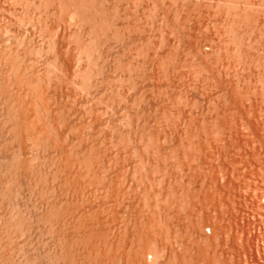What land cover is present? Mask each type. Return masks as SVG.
<instances>
[{
    "label": "rangeland",
    "instance_id": "rangeland-1",
    "mask_svg": "<svg viewBox=\"0 0 264 264\" xmlns=\"http://www.w3.org/2000/svg\"><path fill=\"white\" fill-rule=\"evenodd\" d=\"M0 42V123L23 105L37 125L22 142L0 132L1 182L6 163L35 159L1 197L0 224L34 213L9 241L0 231L1 261L12 248L16 264H51L41 211L55 201L120 235L122 259L103 264H264V0H0Z\"/></svg>",
    "mask_w": 264,
    "mask_h": 264
},
{
    "label": "bare ground",
    "instance_id": "bare-ground-1",
    "mask_svg": "<svg viewBox=\"0 0 264 264\" xmlns=\"http://www.w3.org/2000/svg\"><path fill=\"white\" fill-rule=\"evenodd\" d=\"M12 1V0H11ZM41 1V0H40ZM20 2V1H19ZM12 6V5H11ZM47 7V6H46ZM93 9V8H92ZM75 10H77V9H75ZM75 10L73 9L71 12L72 13H75ZM96 10V9H95ZM169 10V9H168ZM86 11V10H85ZM100 11V10H99ZM182 11H183V9H182ZM84 12V11H83ZM93 12H94V10H93ZM25 13V12H24ZM87 13V12H86ZM96 13H97V11H96ZM99 13V12H98ZM79 14H81V13H78V15ZM95 14V13H94ZM75 15V14H74ZM80 16V15H79ZM82 16H85V15H82ZM81 16V17H82ZM80 17V18H81ZM86 17V16H85ZM87 17H88V15H87ZM91 17V16H90ZM84 18V17H83ZM92 18V17H91ZM96 18V17H95ZM99 18V17H98ZM86 20H90V18L88 19H86ZM91 20H94V19H91ZM230 20V19H229ZM91 22H93V21H91ZM99 22V21H98ZM98 24V23H97ZM95 26H97V25H95ZM256 26V25H255ZM72 27H73V25H72ZM230 27V26H229ZM101 29V28H100ZM7 30V29H6ZM162 30V29H161ZM18 32V31H17ZM69 32V31H68ZM113 35V34H112ZM243 35V34H242ZM171 36V35H170ZM51 42V41H50ZM98 42V41H97ZM1 43V42H0ZM244 44V43H243ZM4 46H6V45H4ZM92 46H94V45H92ZM8 47V46H7ZM97 47H98V45H97ZM97 47H96V49H97ZM163 48V47H162ZM20 49V48H19ZM248 49V48H247ZM264 49V48H263ZM179 50V49H178ZM236 51V50H235ZM8 52V51H7ZM25 52V51H24ZM99 52V51H98ZM2 54V53H1ZM53 54V53H52ZM4 55V54H3ZM6 56V55H5ZM1 57H3V56H1ZM4 58V57H3ZM20 58V57H19ZM1 60V59H0ZM85 60V59H84ZM96 61V60H95ZM210 61V60H209ZM19 62V61H18ZM118 62V61H117ZM2 63H3V60H2ZM105 64V63H104ZM1 65H3V64H1ZM61 65V64H60ZM10 66V65H9ZM64 66V65H63ZM129 67V66H128ZM1 68V67H0ZM200 68V67H199ZM198 68V69H199ZM217 68V67H216ZM3 69H4V67H3ZM2 69V70H3ZM10 69V68H9ZM101 69V68H100ZM1 70V69H0ZM7 70V69H6ZM2 72V71H1ZM11 72V71H10ZM9 72V70H8V73H10ZM16 72V71H15ZM20 72V71H19ZM85 72V71H84ZM3 73H5V71L3 72ZM1 74V73H0ZM82 74V73H81ZM7 75V74H6ZM19 75V74H18ZM22 75V74H21ZM20 75V76H21ZM2 76V75H1ZM0 76V77H1ZM35 76V75H34ZM50 76V75H49ZM3 77V76H2ZM4 78V77H3ZM6 78V77H5ZM226 78V77H225ZM14 79V78H13ZM12 79V80H13ZM198 79V78H197ZM8 80H10L9 79V77H8ZM17 80V79H16ZM1 81V80H0ZM5 81V80H4ZM7 81V80H6ZM5 81V82H6ZM21 81V80H20ZM14 82H17V81H14ZM171 82V81H170ZM42 83V82H41ZM6 84V83H5ZM7 84H8V81H7ZM10 84V83H9ZM20 84V83H19ZM96 84V83H95ZM100 84V83H99ZM18 85V84H17ZM17 85H15V86H17ZM225 85V84H224ZM29 87V86H28ZM67 87V86H66ZM229 87V86H228ZM12 88V87H11ZM3 89V88H2ZM10 89V88H9ZM134 90V89H133ZM28 92V91H27ZM37 94H39V93H37ZM41 94H42V92H41ZM5 95V94H4ZM29 95H31V94H29ZM9 96V95H8ZM12 96V95H11ZM17 96V95H16ZM42 96V95H41ZM1 97V96H0ZM10 97V96H9ZM13 97V96H12ZM16 98V97H15ZM24 98V97H23ZM31 98V97H30ZM42 98V97H41ZM57 98V97H56ZM77 98V97H76ZM157 98V97H156ZM13 99H14V97H13ZM164 99V98H163ZM9 100H11V99H9ZM41 100V99H40ZM226 100V99H225ZM12 101V100H11ZM60 101V100H59ZM108 101V100H107ZM134 101V100H133ZM1 102V101H0ZM3 102H4V100H3ZM23 102V104H24V106H29V104L27 105V103L25 102V101H22ZM25 102V103H24ZM31 102V101H30ZM127 102V101H126ZM17 103V102H16ZM26 104V105H25ZM31 104V103H30ZM48 104V103H47ZM22 105V104H21ZM20 105V106H21ZM10 106H11V104H10ZM9 106V107H10ZM14 106L15 105H13V108H12V110H14ZM35 106V105H34ZM217 106V105H216ZM6 107H7V105H6ZM16 107V106H15ZM22 107H23V105H22ZM21 107V108H22ZM42 107V106H41ZM5 108V107H4ZM16 108H19V109H16ZM15 109V113H13L12 115H10V116H5L4 118H7L6 120L4 119V120H2L3 118H2V116H1V120L3 121V123L1 124V126L3 125V127H4V125L6 126V128L4 127V129L5 130H3L2 128V130H3V132L2 131H0L4 136H6L7 135V133H9L10 134V136L9 137H11V138H13V139H15L16 141H15V143L16 142H18V141H20V142H22V140L23 139H25L24 137H26V139H28L27 137H29V130H31L32 128L29 126L30 125V123H32L31 122V118H29V119H27V116H26V114H27V110L25 111V109H26V107H24V108H20L19 106L18 107H16ZM9 109V108H8ZM35 109V108H34ZM40 109V108H39ZM215 109V108H214ZM38 110V109H37ZM46 110V109H45ZM48 110V109H47ZM46 110V111H47ZM50 110V109H49ZM63 110V109H62ZM61 110V111H62ZM146 110V109H145ZM237 110V109H236ZM5 111V110H4ZM11 111V110H10ZM33 111H35V110H33ZM40 111H41V109H40ZM225 111V110H224ZM8 112V114H10L11 112H13V111H11V112H9V110L7 111ZM236 112V111H235ZM35 113V112H34ZM101 113V112H100ZM2 114V113H1ZM38 114V113H37ZM182 114V113H181ZM47 115V114H46ZM115 115V114H114ZM178 115V114H177ZM211 115V114H210ZM226 115V114H225ZM36 117L37 115H33V117ZM32 117V116H31ZM38 117V116H37ZM42 117V116H41ZM37 118L38 120H39V122L41 121L40 119H42V118ZM46 117V116H45ZM145 117V116H144ZM190 118V117H189ZM31 119V120H30ZM34 120H36L35 118H33ZM54 119V118H53ZM151 119V118H150ZM176 119V118H175ZM236 119V118H235ZM27 120H30L29 122V124L27 123L28 121ZM44 120H46V119H44ZM52 120V119H51ZM50 120V121H51ZM65 120V119H64ZM33 121V120H32ZM47 121V120H46ZM45 121V122H46ZM160 121V120H159ZM1 122V121H0ZM38 121H37V124L39 123ZM41 122H43V121H41ZM40 122V123H41ZM45 122H44V124H45ZM48 122V121H47ZM40 123L38 124L39 126H40ZM55 123V122H54ZM58 123V122H57ZM33 126H37V125H34V124H36V121H35V123H34V121H33ZM32 124H31V126H32ZM49 124V123H48ZM47 124V125H48ZM62 124V123H61ZM46 125V124H45ZM157 125V124H156ZM42 126V130H43V125H41ZM40 126V127H41ZM49 126V125H48ZM47 126V127H48ZM128 126V125H127ZM132 126V125H131ZM138 126V125H137ZM39 127V128H40ZM30 128V129H29ZM34 128V127H33ZM37 128V127H36ZM37 129V132H38V130H40V129ZM54 129V128H53ZM236 129V128H235ZM251 129V128H250ZM45 130V129H44ZM7 133H6V132ZM32 131V130H31ZM33 131H35V130H33ZM33 131H32V133H33ZM52 131V130H51ZM35 133L36 135L37 134H39V133ZM40 132V131H39ZM178 132V131H177ZM6 133V134H5ZM32 133H30V136L32 135V137L35 135H33ZM51 133V132H50ZM229 133V132H228ZM2 134H0V138L3 140L4 139V136H2ZM47 134H49V132L47 133ZM57 134V133H56ZM55 134V135H56ZM44 135V134H43ZM49 136V135H48ZM51 136V135H50ZM101 136V135H100ZM144 136V135H143ZM160 136V135H159ZM3 137V138H2ZM8 137V136H7ZM8 137V138H9ZM52 137V136H51ZM8 138H7V140H8ZM11 138H9V139H11ZM31 138V137H30ZM36 138V137H35ZM34 138V139H35ZM37 138H39V137H37ZM42 138V137H41ZM44 138H46V137H44ZM43 138V139H44ZM54 138V137H53ZM13 139H11V140H13ZM40 139V138H39ZM39 139H37V140H39ZM47 139V138H46ZM49 139H50V137H49ZM52 139V138H51ZM150 139V138H149ZM207 139V138H206ZM18 140V141H17ZM29 140V139H28ZM36 140V141H37ZM27 141V140H26ZM31 141V140H30ZM35 141V140H34ZM33 141V142H34ZM41 141V140H40ZM43 141V140H42ZM52 141H53V139H52ZM159 141V140H158ZM163 141V140H162ZM2 142H4V140L2 141ZM2 142H0V143H2ZM188 142V141H187ZM7 143H8V141H7ZM12 143H14V142H12ZM23 143H24V141H23ZM46 143V142H45ZM49 143V142H48ZM57 143V142H56ZM68 143V142H67ZM3 145H4V143H2ZM2 144H0V145H2ZM18 144H20V143H18ZM26 144V143H25ZM37 144V143H36ZM43 144V143H42ZM63 144V143H62ZM8 145V144H7ZM17 145V144H16ZM49 145H51V144H49ZM67 145V144H66ZM158 145V144H157ZM11 146V145H10ZM46 146V145H45ZM56 146H57V144H56ZM2 146H0V148H1ZM5 148H7V146L5 145L4 146ZM20 147V146H19ZM25 147V146H24ZM49 147V146H48ZM47 147V148H48ZM55 147V146H54ZM58 147V146H57ZM157 147V146H156ZM15 148V147H14ZM21 148V147H20ZM37 148V147H36ZM40 148V147H39ZM65 148V147H64ZM68 148V147H67ZM140 148V147H139ZM4 149V148H3ZM10 149H13V148H10ZM9 149V150H10ZM25 149V148H24ZM45 149V148H44ZM51 149V148H50ZM49 149V150H50ZM58 149H59V147H58ZM57 149V150H58ZM184 149V148H183ZM18 150H20V149H18ZM17 150V151H18ZM22 150V149H21ZM47 150V149H46ZM65 150H67V149H65ZM165 150V149H164ZM224 150V149H223ZM0 151H2V150H0ZM5 151V150H4ZM3 151V152H4ZM53 151V150H52ZM55 151V150H54ZM86 151V150H85ZM91 151H93V150H91ZM91 151H90V153L89 154H91ZM107 151V150H106ZM146 151V150H145ZM179 151V150H178ZM39 152V151H38ZM76 152V151H75ZM5 153V152H4ZM56 154H57V152H55ZM61 153H62V151H61ZM155 153V152H154ZM20 154V153H19ZM27 154V153H26ZM60 154V153H59ZM58 154V155H59ZM66 154V153H65ZM76 154V153H75ZM88 154V155H89ZM106 154V153H105ZM135 154V153H134ZM177 154V153H176ZM8 155V154H7ZM15 155V154H14ZM24 155V154H23ZM40 155V154H39ZM64 155V154H63ZM2 156V155H1ZM6 156V155H5ZM10 156L11 155H9V158H10ZM13 156V155H12ZM11 156V157H12ZM16 156V155H15ZM17 156H19V155H17ZM30 156H31V154H30ZM29 155H28V157L26 156V157H24L23 158V160H22V158H21V160L23 161V163H24V165L22 166V164H20V166L19 165H17V164H19V162H18V159L16 160L14 157H12L13 159L12 160H16L17 162H15V163H12L13 161L11 160V165H10V159L8 160L7 158V160L9 161V163H6V164H9V166L8 165H4V168L6 167V169L8 170H6L5 169V172L7 171V172H9L8 174H10V172L11 173H13L12 174V177H10V178H8L7 180H5V179H3V182H1V180L2 179H0V182H1V184H0V186L2 185V187H0V200L1 201H3L4 199H5V197L7 198L8 197V195L9 194H11L10 192H12V193H15L14 191H17L18 189H16L17 187H19V184H21L20 182V179L21 180H23L21 177H20V179H19V177H15L14 178V176L19 172V167L20 168H24V166H25V170H26V167H27V170H28V168L29 169H31L30 168V166H31V161L34 159V158H32V157H30ZM61 156V155H60ZM69 156H71V155H69ZM134 156V155H133ZM8 157V156H7ZM20 157V156H19ZM38 157V156H37ZM67 157V156H66ZM74 157H75V155H74ZM84 157H87V156H84ZM84 157H83V160H84ZM89 157V156H88ZM96 157V156H95ZM116 157V156H115ZM59 158V157H58ZM61 158V157H60ZM100 158V157H99ZM140 158V157H139ZM153 158V157H152ZM42 159V158H41ZM65 159V158H64ZM68 159V158H67ZM72 159V158H71ZM71 159H69V164H70V160ZM80 160H81V158H79ZM78 159V160H79ZM87 159V158H86ZM89 159V158H88ZM87 159V160H88ZM91 159V158H90ZM96 159V158H95ZM14 160V161H15ZM21 160H19V161H21ZM35 160V159H34ZM61 160V159H60ZM66 160V159H65ZM79 160V161H80ZM83 160H81V161H83ZM86 160V161H87ZM103 160V159H102ZM7 161V162H8ZM21 161V162H22ZM52 161H53V159H52ZM55 161V160H54ZM57 161V160H56ZM55 161V162H56ZM59 161V160H58ZM73 161H75V160H73ZM91 161V160H90ZM93 161V160H92ZM90 162V163H93V162ZM95 161V160H94ZM97 161V160H96ZM20 162V163H21ZM50 162V161H49ZM72 162V161H71ZM17 163V164H16ZM51 163V162H50ZM63 163H64V160H63ZM73 163V162H72ZM76 163V162H75ZM75 163H74V165H75ZM79 163V162H78ZM77 163V164H78ZM87 165H88V163L87 162H85ZM84 163V164H85ZM89 163V164H90ZM35 164V163H34ZM33 164V165H34ZM61 164V163H60ZM67 164V163H66ZM68 164V165H69ZM83 164V163H82ZM185 164V163H184ZM48 165V164H47ZM67 165V166H68ZM74 165H72V166H74ZM87 165H85V166H87ZM116 165V164H115ZM7 166H8V168H7ZM22 166V167H21ZM42 166V165H41ZM55 166H57V165H55ZM62 166V165H61ZM71 166V165H70ZM71 166V167H72ZM81 166V165H80ZM84 166V167H85ZM35 167H37V166H35ZM40 167V166H39ZM83 167V168H84ZM160 167V166H159ZM3 168V167H2ZM73 168H75V167H73ZM78 168V167H77ZM85 168H87V167H85ZM90 168V167H89ZM89 168H88V170H89ZM33 169V168H32ZM35 169V168H34ZM40 169L42 170V168L40 167ZM64 168L62 167V168H60L59 167V171L60 170H62L63 171V173L64 172H66L65 174L66 175H63V177H64V179L63 180H65L66 179V183L68 184L69 183V185L70 184H75L76 182L74 181V180H76L75 179V174H74V176H72L73 175V172L72 173H70L71 172V168L70 169H68V170H70V171H68V170H66V169H64ZM94 169V168H93ZM96 169H98V168H96ZM95 169V173H97V172H99V169H100V166H99V169H98V171ZM179 169V168H178ZM2 169L0 168V173H2V171L4 170H2ZM21 170V169H20ZM24 170V169H23ZM37 170V171H36ZM48 170V169H47ZM78 170V169H77ZM76 170V173H79L78 171ZM86 170V169H85ZM92 170V169H91ZM208 170V169H207ZM235 170V169H234ZM29 171V170H28ZM32 171V170H31ZM33 171H36V172H38V173H41V171L40 170H38V169H35V170H33ZM55 171V170H54ZM57 171V170H56ZM58 171V172H59ZM75 171V170H74ZM83 171V170H82ZM93 171V170H92ZM102 171V170H101ZM4 172V171H3ZM24 172V171H23ZM27 172V171H26ZM51 172V171H50ZM85 172V171H84ZM83 172V173H84ZM141 172V171H140ZM57 173V172H56ZM60 173V172H59ZM62 173V174H63ZM75 173V172H74ZM100 173V172H99ZM3 175H4V173H2ZM8 174L6 175V176H8ZM23 174L24 173H22V176H23ZM27 174H28V172H27ZM70 174H71V177H70ZM81 174V173H80ZM87 174V173H86ZM200 174V173H199ZM20 175V174H19ZM18 175V176H19ZM50 175V174H49ZM53 174L51 173V176H52ZM57 175V174H56ZM92 175H94L93 174V172H92ZM96 175H98V174H96ZM205 175V174H204ZM10 176V175H9ZM8 176V177H9ZM35 176V175H34ZM58 176V175H57ZM61 176V175H60ZM77 176V175H76ZM28 177V176H27ZM26 177V178H27ZM31 177H32V175H31ZM49 177V176H48ZM73 177H74V180H73ZM97 177V176H96ZM72 178V179H71ZM105 178V177H104ZM108 178V177H107ZM29 179H30V177H29ZM59 179V178H58ZM57 179V180H58ZM78 179V178H77ZM127 179V178H126ZM25 180V179H24ZM40 180V179H39ZM56 180V181H57ZM68 180V181H67ZM72 180L74 181V182H72ZM98 180V179H97ZM30 181V180H29ZM52 181V180H51ZM60 181H61V179H60ZM53 182V181H52ZM55 182V181H54ZM100 182V181H99ZM180 182V181H179ZM10 183V184H9ZM40 183V182H39ZM61 184H62V182H60ZM60 183H59V185H60ZM63 183H65V181L63 182ZM103 183V182H102ZM8 184V185H7ZM31 184V183H30ZM45 184V183H44ZM54 184V183H53ZM66 184V185H67ZM77 184V183H76ZM75 184V185H76ZM10 185V188L8 187ZM48 185V184H47ZM57 185V184H56ZM63 185V184H62ZM62 185H60V186H62ZM130 185V184H129ZM204 185V184H203ZM4 186V187H3ZM21 187V186H20ZM20 187H19V189H20ZM36 187V186H35ZM42 187V186H41ZM48 187V186H47ZM66 187V186H65ZM74 187V186H73ZM75 187H77V185L75 186ZM73 188V189H76V188ZM81 187V186H80ZM139 187V186H138ZM193 187V186H192ZM8 188H9V190H8ZM38 188V187H37ZM58 188V187H57ZM60 188V187H59ZM72 188V187H71ZM28 189V188H27ZM45 189V188H44ZM49 189V188H48ZM83 189V188H82ZM81 189V190H82ZM10 191L9 192V194H8V191ZM59 190V189H58ZM119 190V189H118ZM196 190V189H195ZM211 190V189H210ZM7 191V192H6ZM39 191V190H38ZM74 191V190H73ZM83 191V190H82ZM183 191V190H182ZM212 191V190H211ZM220 191V190H219ZM5 192H6V194H7V196H4L5 195ZM19 192V190L15 193V194H17ZM57 192V191H56ZM61 192H62V190H61ZM66 192V191H65ZM68 192V191H67ZM78 192H80V191H78ZM128 192V191H127ZM25 193V192H24ZM35 193V192H34ZM54 193V192H53ZM30 194V193H29ZM51 194V193H50ZM111 194V193H110ZM114 194V193H113ZM124 194V193H123ZM24 195H26V194H24ZM55 195V194H54ZM63 195V194H62ZM67 195V194H66ZM15 195H13V197H14ZM71 196V195H70ZM77 196V195H76ZM1 197H2V199H1ZM4 197V198H3ZM19 197V196H18ZM22 197V196H21ZM82 197V196H81ZM80 197V198H81ZM43 198V197H42ZM46 198V197H45ZM54 198V197H53ZM53 198H52V200H53ZM61 198V197H60ZM220 198V197H219ZM24 199V198H23ZM77 199V198H76ZM82 199V198H81ZM7 200V199H6ZM5 200V201H6ZM38 200V199H37ZM62 200V199H61ZM75 200V199H74ZM188 200V199H187ZM0 201V203H2ZM5 201H3V203L5 202ZM9 202L10 201H12L11 199L10 200H8ZM7 201V202H8ZM94 201V200H93ZM152 201V200H151ZM9 202H8V204H9ZM22 202V201H21ZM77 202V201H76ZM85 202V201H84ZM95 202V201H94ZM107 202V201H106ZM189 202H192V201H189ZM188 202V203H189ZM200 202V201H199ZM38 203V202H37ZM41 203V202H40ZM51 203V202H50ZM50 203H49V205H50ZM54 203H55V205H57V202H55L54 201ZM54 203L52 204V205H50L49 207H46V206H43V207H45V209L43 210V211H41V212H48V214L50 213L51 214V216H53L54 217V219H53V217H51L50 215L48 216V214H46V215H44V217L45 218H41V219H45V221H46V219L47 218H49V217H51L52 219H53V221H55V222H53L52 220H51V222L49 221V223H50V228L52 227V226H54L53 227V229L55 228V226H56V228H55V231H53V232H55V238L54 239H56L57 241L55 242V243H57V248L56 249H54V252L52 251V249H51V251H50V253L52 254V252H53V254H52V257H51V255H49L50 257V259L51 260H49L48 259V257H47V259L50 261L49 263H51V264H103V262H105L107 259H109V260H111L112 261V259H113V261H115L114 259H118V255H120V257H121V254H118V251L120 250L119 248H118V243H119V240H121L122 241V239H118L119 237H118V235L119 234H117V238L114 236L115 235V232H113L114 233V235H113V237H112V240L113 239H115V242H113V241H111V239H109L110 238V236H109V238H108V236H107V228H105V226H104V223L102 222V218H100V216H91V214H90V210H92V208L91 209H87L86 210V208L84 209V211H81L82 209H80V206H79V204H78V206H76L77 208H74L75 207V205H73V210H71V208H69V206H67L66 208H63V209H56L54 206ZM90 203V202H89ZM5 205H6V203H4ZM13 204V203H12ZM16 204V203H15ZM59 204V203H58ZM73 204V203H72ZM124 204V203H123ZM191 204V203H190ZM10 205V204H9ZM35 205V204H34ZM70 205H71V203H70ZM88 205V204H87ZM96 205V204H95ZM108 205V204H107ZM11 206V205H10ZM15 206V205H14ZM82 206H85V205H82ZM92 206V205H91ZM111 206V205H110ZM124 206V205H123ZM9 207V206H8ZM17 207V206H16ZM86 207V206H85ZM6 208H7V206H6ZM15 208V207H14ZM21 208V207H20ZM19 208V209H20ZM82 208V207H81ZM94 208V207H93ZM120 208V207H119ZM160 208V207H159ZM4 209V208H3ZM8 209H10V208H8ZM12 209V210H11ZM10 210L13 212V207L11 208ZM43 209V208H42ZM96 209V208H95ZM126 209V208H125ZM7 210V209H6ZM9 210V212L11 213V211ZM14 210H17V209H14ZM33 210H35L34 208H33ZM39 210V209H38ZM103 210V209H102ZM8 211V210H7ZM18 212H19V210H17ZM16 211V212H17ZM22 211V210H21ZM111 211V210H110ZM124 211V210H123ZM127 211V210H126ZM1 212V211H0ZM15 212V211H14ZM18 212L17 213H11V214H9V213H6V214H9V217H7L6 216V214H5V223L3 224V222H2V224H0V231H2V232H5L6 233V237L8 236L9 238H7L6 239V241L9 239H11V236L13 237V234L14 235H16V234H18L19 232H23L22 230H24L23 228H25V226H27L26 224H29V227H30V222L29 221H31V220H29L30 219V217H32L33 215H34V213L33 214H31V213H29V215L27 214V216L29 217H24V214L22 213V212H20V213H22L21 215L24 217V218H26L27 220H29L28 222H27V220L26 219H24L22 216V218L18 215ZM23 212H24V210H23ZM92 212H94V211H92ZM2 213V212H1ZM26 213H27V211H26ZM36 213V212H35ZM121 213V212H120ZM38 214H39V212H38ZM37 214V216L36 217H38L39 215ZM43 214V213H42ZM53 214V215H52ZM90 214V215H89ZM173 214V213H172ZM40 215H41V213H40ZM119 215V214H118ZM144 215V214H143ZM41 216H43V215H41ZM69 216V217H68ZM91 216V217H90ZM249 216V215H248ZM34 217V216H33ZM47 217V218H46ZM6 218H8V219H6ZM39 218V217H38ZM116 218V217H115ZM146 218V217H145ZM172 218V217H171ZM175 218V217H174ZM34 219V218H33ZM117 219V218H116ZM131 219V218H130ZM35 220V219H34ZM124 220V219H123ZM113 221V220H112ZM36 222V221H35ZM34 222V223H35ZM38 222V221H37ZM47 222V221H46ZM56 223L55 225L53 224H51V223ZM130 222V221H129ZM209 222V221H208ZM48 223V224H49ZM143 223H144V221H143ZM48 224H47V226H48ZM204 224V223H203ZM249 224V223H248ZM248 224H247V226H248ZM33 225V224H32ZM52 225V226H51ZM109 226V225H108ZM122 226V225H121ZM126 226V225H125ZM64 227H67V230H66V228H65V230H64ZM107 227V226H106ZM119 227V226H118ZM34 227H32V229H33ZM48 228V227H47ZM121 228V227H120ZM28 228L26 227V229H25V232H26V230H27ZM52 229V230H53ZM129 229V228H128ZM140 229V228H139ZM190 229V228H189ZM29 230V229H28ZM51 229L49 230V231H52ZM119 230V229H118ZM117 230V231H118ZM132 230V229H131ZM138 230V229H137ZM143 230V229H142ZM116 231V233H118ZM24 232V233H25ZM47 232V231H46ZM120 232V231H119ZM135 232V231H134ZM133 232V233H134ZM139 232V231H138ZM30 233V232H29ZM52 233V232H51ZM50 233V234H51ZM128 233V232H127ZM130 233V232H129ZM129 233H128V235H129ZM3 234V233H2ZM109 234V233H108ZM126 234V233H125ZM135 234V233H134ZM111 235H112V233H111ZM137 235V234H136ZM1 236V235H0ZM120 236V235H119ZM121 236H123V235H121ZM125 236H127V235H125ZM139 236V235H138ZM115 237V238H114ZM140 237V236H139ZM138 237V238H139ZM2 238H4V236H1V238L0 239H2ZM29 238V237H28ZM122 238V237H121ZM131 238V237H130ZM130 238H129V240H130ZM136 238H137V236H136ZM183 238V237H182ZM51 239H52V236H51ZM126 239V238H125ZM124 239V240H125ZM128 239V238H127ZM127 239H126V241H127ZM8 240V241H9ZM16 240V239H15ZM22 240V239H21ZM123 240V241H124ZM133 240V239H132ZM132 240H130V241H127L128 242V244H127V247L128 248H130L131 247V249H133V248H135L134 246H136V245H134V246H132L135 242H133ZM135 240V239H134ZM175 240V239H174ZM2 240H0V242H1ZM50 241V240H49ZM120 241V242H121ZM131 241H132V245H130V243H131ZM152 241V240H151ZM5 242V241H4ZM12 242H13V240H12ZM127 242H121L120 243V245H124V243L126 244ZM130 242V243H129ZM162 242V241H161ZM48 243V242H47ZM123 243V244H122ZM136 243H137V241H136ZM19 244V243H18ZM23 244V243H22ZM138 244V243H137ZM0 245H2V243H0ZM3 245H5V244H3ZM10 245H11V243H10ZM15 245V244H14ZM112 245L114 246V248L112 247ZM128 245H130V246H128ZM16 246V245H15ZM18 246V245H17ZM16 246V248H18ZM26 246V245H25ZM48 246V245H47ZM55 246V245H54ZM9 246H7V248H8ZM13 247V246H12ZM31 246H29V248H30ZM125 245H124V250L126 251L127 249H125ZM137 247V246H136ZM140 247V246H139ZM176 247V246H175ZM2 248L3 247H1L0 248V251H2ZM53 248H55V247H53ZM112 248L114 249V250H112ZM118 250H117V249ZM120 248H122V247H120ZM4 249V248H3ZM10 249V248H9ZM12 249V248H11ZM10 249V251L9 250H7L8 252H10V254L9 253H5L6 254V256H5V254H4V256L6 257V258H3V261H1L0 262V264H16V262H15V257H13V255H11V253H13V251ZM19 249V248H18ZM123 249V248H122ZM130 249V250H131ZM136 249V248H135ZM142 249H144V248H142ZM146 249V248H145ZM161 249V248H160ZM13 250H15V249H13ZM110 250H111V252H110ZM123 250V251H124ZM134 250V249H133ZM151 250V249H150ZM155 250V249H154ZM180 250V249H179ZM17 251V250H16ZM127 251H129V250H127ZM127 251H126V253H127ZM138 251V250H137ZM146 251V250H145ZM156 251V253L154 254V255H156V254H158L157 253V250H155ZM154 251V252H155ZM3 252V251H2ZM121 252V251H120ZM134 252H136V250L134 251ZM132 253L131 251H129L128 252V254L130 253V256H131V253L132 254H134V256L133 257H135L136 256V254L135 253ZM1 253V252H0ZM40 253V252H39ZM126 253L125 254H123V255H125L126 256ZM139 253H141V249H140V252ZM144 253H146V252H144ZM9 256H8V255ZM118 254V255H117ZM127 254V255H128ZM1 255H3V254H0V258H1ZM19 255V254H18ZM47 255V256H48ZM153 255V254H152ZM160 255H161V253H160ZM163 255V254H162ZM183 255V254H182ZM40 256V255H39ZM159 256V255H158ZM175 256V255H174ZM184 256V259H187V258H185V254L183 255ZM183 256H181V257H183ZM36 257H37V255H36ZM120 257H119V259H120ZM133 257H132V259H131V257H130V259L129 260H131V261H133ZM161 257V256H160ZM170 257V256H169ZM179 257V256H178ZM17 258V257H16ZM123 258H125V257H123ZM127 259H124L125 261L126 260H128V258H129V256H127L126 257ZM137 258H139V257H137ZM4 259H5V261H4ZM122 259V258H121ZM120 259V260H121ZM135 259V258H134ZM161 259V258H160ZM170 259V258H169ZM181 260H178V261H183L184 262V260H182V258H180ZM17 260V259H16ZM108 260V261H109ZM119 260V261H120ZM124 260H122V261H124ZM143 260V259H142ZM141 260V261H142ZM154 261H155V259H153ZM191 260V259H190ZM40 261V260H39ZM110 261V262H111ZM119 261H117V262H119ZM124 261V262H125ZM139 261V260H138ZM144 261H146V260H144ZM152 261V260H151ZM187 261V260H186ZM36 261L34 260V263H35ZM38 262V261H37ZM116 262V263H117ZM121 262V261H120ZM135 261H133V263H134ZM140 262V261H139ZM177 262V261H176ZM175 262V263H176ZM188 262V261H187ZM186 262V263H187ZM113 263V262H112ZM132 263V262H131ZM130 263V264H131ZM138 263V262H137ZM154 263V262H153ZM172 263V262H171ZM179 264H181L180 262H178ZM118 264V263H117ZM120 264V263H119ZM123 264V263H122ZM126 264V263H125ZM140 264V263H139ZM144 264V263H143ZM147 264V263H146ZM172 264H174V263H172ZM177 264V263H176ZM183 264V263H182ZM185 264V263H184Z\"/></svg>",
    "mask_w": 264,
    "mask_h": 264
}]
</instances>
